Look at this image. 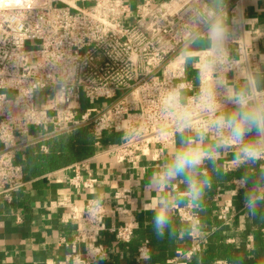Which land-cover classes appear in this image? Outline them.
Returning a JSON list of instances; mask_svg holds the SVG:
<instances>
[{
  "label": "built area",
  "instance_id": "built-area-1",
  "mask_svg": "<svg viewBox=\"0 0 264 264\" xmlns=\"http://www.w3.org/2000/svg\"><path fill=\"white\" fill-rule=\"evenodd\" d=\"M236 3L227 0L230 27L237 19L232 16ZM212 8L209 0H139L134 4L130 0H23L16 6L0 5V197L10 201L27 183L14 155L19 148L40 141L26 139L32 128H41L42 138H49L88 125L96 145L107 133L120 135V141L104 150L118 162L133 166L142 157L158 160L178 137L161 113L164 93L180 88L183 103L190 105L204 87L205 65L212 59L210 46H189L188 59L178 53L186 46L185 33L190 28L203 31L193 23V14ZM129 17L134 18L131 24L126 22ZM224 58L233 66L217 62L209 70L213 80L220 73L229 81L242 63L248 73L258 71L256 36L247 21L227 42ZM222 95L217 90L218 100ZM193 115L199 120L202 113L197 109ZM133 130L140 135H130ZM41 149L48 151L46 145ZM89 161L75 163V186L93 187L97 182L91 175L82 180L79 174L88 169ZM255 163L263 177L256 193L264 194V159ZM233 183L232 192L242 189L240 179ZM172 189L179 192L176 184ZM117 195L133 205L129 189ZM58 203L69 208L67 218L75 226L67 242L69 253L59 264H98L108 254L103 236L118 244L132 241L137 221L131 207H107L96 199L82 206ZM94 203L99 208L92 215L89 209ZM172 209L195 228L197 206L175 204ZM234 212L230 200L220 204L219 216L225 223ZM107 219L113 221L107 224ZM190 235L196 237L192 231ZM199 250L195 241L189 250H177L166 264H192ZM96 252L100 255L94 256ZM151 257L150 242L144 240L137 247L135 262L150 264ZM215 263L232 264L225 258Z\"/></svg>",
  "mask_w": 264,
  "mask_h": 264
},
{
  "label": "crops",
  "instance_id": "crops-1",
  "mask_svg": "<svg viewBox=\"0 0 264 264\" xmlns=\"http://www.w3.org/2000/svg\"><path fill=\"white\" fill-rule=\"evenodd\" d=\"M133 4L139 0H130ZM158 2L160 0H153ZM212 7L214 0H209ZM243 8L247 26L256 36V53L260 58L258 71L252 72L258 81L259 89L264 88V0H243ZM229 26L232 17L228 11ZM209 46L207 37L196 44V48ZM241 72L248 73L244 63L239 72L229 76L230 83L240 87L243 83ZM250 74V73H248ZM41 128H32L26 137L40 139L39 142L23 146L15 152V161L24 164L28 154H48L49 142L66 137L58 135L42 138ZM60 136V135H59ZM55 139H54V138ZM120 141V135L105 134L102 143L95 146V151L89 156L51 168L40 174L27 178L26 185L13 194L9 201L0 197V264H59L65 260L70 248L67 242L75 232V226L68 217L69 208L59 205L73 203L82 206L89 199H96L107 207L122 204L132 208L133 218L137 221V229L128 244H118L112 238L103 236L101 241L106 245L107 256L99 258L98 264H137L135 255L138 245L149 240L152 257L150 264H166L179 249L189 250L195 241L200 244V250L194 255L192 264H216L220 259H227L232 264H264V201L260 202L257 214L253 216L243 204L242 192H257V186L263 183V177L257 163H246L235 166L232 163L233 153L237 149L221 152L216 167L205 162L199 170L201 176L211 178V187L205 188L197 211L199 218L192 228L189 222L182 221L172 207L175 204L185 205L186 199L173 203L169 209L171 227L162 236H157L154 230L153 218L157 209V200L161 197H179L186 191L182 179H177L171 186L160 192H154L148 187L149 178L159 171L165 160L179 146L176 143L165 151L158 159L142 157L133 166L121 163L111 153L104 150ZM46 145L48 151H42ZM90 158L88 169H81L80 176L85 180L89 175L97 178L93 187H80L72 183L77 174L75 163L81 159ZM23 167V165H22ZM229 167L231 170H229ZM247 175L246 189L234 188V179ZM178 186V191L172 189ZM129 189L133 205H129L118 192ZM219 194V199H216ZM231 201L235 212L232 220L224 222L220 216V204ZM126 203V204H125ZM113 220L107 219V224ZM195 234V238L190 232ZM228 239H234L229 243ZM86 245H80L84 252Z\"/></svg>",
  "mask_w": 264,
  "mask_h": 264
},
{
  "label": "clouds",
  "instance_id": "clouds-1",
  "mask_svg": "<svg viewBox=\"0 0 264 264\" xmlns=\"http://www.w3.org/2000/svg\"><path fill=\"white\" fill-rule=\"evenodd\" d=\"M241 5L242 0H237L233 6L236 10L232 16L237 19L231 27L227 0H214L212 10L193 14V23L201 25L203 31L190 28L185 33L186 46L178 55L182 59L190 58L189 46L197 44L206 34L212 59L205 65L204 87L190 105L183 103V91L180 88L169 89L162 97L161 113L174 127L179 146L160 170L150 176L148 187L160 192L177 179H182L186 191L179 197L164 196L157 200L153 224L158 237L171 227L169 209L173 203L186 199L196 207L205 188L211 187V178L201 176L199 172L206 161L216 167L221 152L231 149H237L232 159L233 165L237 167L264 159V90L259 89L257 79L241 72L242 85L232 87L223 74L218 73L214 80L209 74L217 62L233 66V62L224 58V53L227 42L242 31L246 22L245 10ZM217 90L222 91V100L217 99ZM197 109L202 113L199 120L193 115ZM130 135L139 136L140 132L133 130ZM248 179L247 175L241 177L242 189L247 188ZM242 200L247 210L255 216L260 202L264 201V194L243 191ZM98 208L99 205L94 203L89 213L97 214ZM93 255L100 254L96 252Z\"/></svg>",
  "mask_w": 264,
  "mask_h": 264
},
{
  "label": "trees",
  "instance_id": "trees-1",
  "mask_svg": "<svg viewBox=\"0 0 264 264\" xmlns=\"http://www.w3.org/2000/svg\"><path fill=\"white\" fill-rule=\"evenodd\" d=\"M59 135L58 137H62L66 134ZM95 140L93 129L88 125L73 130L62 139L51 140L48 154H28L24 164H22L25 178H30L51 168L89 156L95 151ZM248 178L249 180H255L252 175Z\"/></svg>",
  "mask_w": 264,
  "mask_h": 264
},
{
  "label": "bare ground",
  "instance_id": "bare-ground-1",
  "mask_svg": "<svg viewBox=\"0 0 264 264\" xmlns=\"http://www.w3.org/2000/svg\"><path fill=\"white\" fill-rule=\"evenodd\" d=\"M23 0H0V5L16 6L22 4Z\"/></svg>",
  "mask_w": 264,
  "mask_h": 264
},
{
  "label": "rangeland",
  "instance_id": "rangeland-1",
  "mask_svg": "<svg viewBox=\"0 0 264 264\" xmlns=\"http://www.w3.org/2000/svg\"><path fill=\"white\" fill-rule=\"evenodd\" d=\"M126 22H127L128 24H131V23L134 22V18H133V17H129V18L126 19ZM28 45H31V43L29 42ZM183 98H184V97H183Z\"/></svg>",
  "mask_w": 264,
  "mask_h": 264
}]
</instances>
